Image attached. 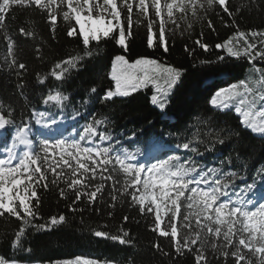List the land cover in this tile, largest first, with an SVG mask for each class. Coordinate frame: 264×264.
<instances>
[{"label":"snow or ice","instance_id":"6c2138e0","mask_svg":"<svg viewBox=\"0 0 264 264\" xmlns=\"http://www.w3.org/2000/svg\"><path fill=\"white\" fill-rule=\"evenodd\" d=\"M251 3L256 4L257 0H251ZM230 7L229 0H0V30L4 29L9 15L16 8L38 11L53 32L62 17L66 35L82 43L83 55L77 53L56 62L51 76L57 81L78 69L85 57L94 55L92 42L96 43L97 54L101 42H114L122 52L111 59L108 78L113 84L100 97L101 102L128 97L151 85L154 89L151 104L166 114L171 96L187 69L149 57L130 62L123 53L129 50L130 41L135 38L134 29H146L147 48L168 53V36L181 28L180 21L188 30L193 26L192 21L207 20V27L215 31L209 13L219 15L222 10L233 20L231 26L236 30L222 43L215 44L217 55L214 60L201 59L198 63L203 66L220 64L227 58H246L250 73L244 80L216 88L208 103L217 111L234 110L241 128L264 139V67L255 63L264 62V29L241 31L234 22ZM170 24L173 27L170 28ZM229 26L225 24V27ZM20 34L26 37L35 35L23 27ZM5 39L6 66L25 69V64L17 61L14 42L6 31ZM195 44L204 52L210 51L202 35ZM184 51L191 57L195 49L185 46ZM221 74L227 75L226 72ZM39 82L45 81L41 79ZM18 86L22 93L23 85ZM89 92L95 95L97 89L92 87ZM91 95L81 102L82 106L90 102ZM69 100L70 96L59 90L41 96L44 105L62 109L67 107ZM76 114L80 115L79 110ZM32 121L43 129L56 123L52 119L49 124L45 112L36 110L22 113L18 121L16 109L0 102V218L14 217L20 222L11 241L12 249L31 251L23 246L29 228L49 230L67 222V217L60 214L51 216L44 224L34 223L41 219L38 189L49 191L58 187L61 199H69L71 194L68 210L75 213L83 211L78 207L79 203L93 206L102 200L106 184L111 181L112 189L108 193L111 202L107 207L114 208L119 200L130 197V206H138L142 216L150 214L153 221L150 231L169 241L174 256L159 242L153 247L163 256L172 258L173 264L175 257L188 254L193 255L194 264H212L213 258L216 264H264V165L253 169L255 174L249 183L246 176L235 171L215 167L205 169L191 156L168 155L154 163H140L132 153L121 154L118 149L105 146L113 139L107 134V127L101 128L109 125L106 117H93L91 122H86L82 131L77 133L78 139L41 138L34 147V140L30 138ZM226 131L228 137L235 135L239 138L238 130L227 128ZM205 135L211 141V148L207 141H196L205 144V151H212L216 143H225L226 137L221 131ZM128 139H135V133ZM181 148L195 156L204 154L191 140L177 144V149ZM226 162L228 165L233 163L231 156ZM243 167H247L246 161ZM237 180L245 185L238 191ZM128 219L123 217L125 223ZM92 234L118 241L121 245L132 243L129 232L123 228L117 234L102 229L93 230ZM0 264H9V261L0 257ZM55 264L100 262L76 256Z\"/></svg>","mask_w":264,"mask_h":264},{"label":"trees","instance_id":"16d2710c","mask_svg":"<svg viewBox=\"0 0 264 264\" xmlns=\"http://www.w3.org/2000/svg\"><path fill=\"white\" fill-rule=\"evenodd\" d=\"M229 3L235 17L234 22L241 31L264 29V0H257L256 4H252L251 0H229ZM237 8L240 9L239 12L236 11ZM209 17L215 31L207 27V20L192 21L193 26L188 30H185L187 25L180 21L181 28L174 35L170 33L168 36V53H164L162 49L147 48L146 29H134L135 38L130 41L129 50L123 53L130 62L139 57H149L187 69L182 82L171 96L167 113L162 114L151 104L150 86L128 97H116L112 101L101 102L100 97L113 84L108 78L111 59L122 52L111 41L101 42L98 54L96 43L92 42L94 55L91 58L85 57L79 68L73 69L67 78L55 80L51 76L55 63L70 55H83L82 43L77 38L66 35V24L62 17L53 32L50 31L46 18L38 11L16 8L9 15L4 29L0 30V102L5 107L10 105L16 109L18 121L22 113L33 110L44 111L49 124L55 119L56 123L51 124L48 129H43L32 121L30 138L34 140V147L35 142L41 138L78 139L77 133L82 131L86 122H91L93 117H106L109 125L101 128L107 127V134L112 135L113 139L106 142L105 146L110 145L121 154L132 153L140 163H154L168 155H180L182 158L191 156L205 169L215 167L235 171L246 176L251 183V177L255 174L253 169L264 165V139L241 128L234 111H217L208 103L216 88L246 79L250 73V65L246 58H227L220 64L199 65L201 59L214 60L217 55L215 44L222 43L236 30L231 26L233 20L222 10H219V15L216 12L209 13ZM225 24L230 26L225 27ZM21 27L35 35H21ZM169 27L173 25L170 24ZM5 31L14 42L17 61L24 63L25 69H10L6 66ZM201 35L203 42L210 46L209 52H204L195 44ZM185 46L195 49L191 57L184 51ZM255 63L258 67H264V62ZM193 64L197 66L194 68ZM56 71L59 72L58 69ZM222 72L227 75L221 74ZM41 79L45 82L40 83ZM18 85H23L22 93ZM92 87L97 89L95 95L89 92ZM57 90L70 96L66 108L42 103V95L46 96L50 92L55 94ZM90 95V102L82 106L81 102ZM77 110L80 112L79 116L76 114ZM81 116L85 118L82 119ZM227 128L238 130L239 138L235 135L228 137ZM218 131L226 137L225 143H216L212 151H205V144L196 143L204 140L211 148V141L205 134ZM133 133L135 139L129 140L128 136ZM190 140L203 155L195 156L182 148L177 149V144ZM229 156L233 161L231 165L226 162ZM221 161L225 163L222 164ZM245 161L247 167H243ZM259 184L257 177V185ZM244 186L242 181L237 180L236 191ZM111 189L112 183L109 181L102 200L93 206H88L86 202L79 203L78 207L83 211L75 213L68 210L71 194L69 199H61L58 187L54 186L49 191L38 189L41 198L38 211L41 219L34 223L44 224L51 216L60 214L67 217V222L49 230L29 228L23 238V246L31 251H25L11 248L14 231L20 222L14 217L8 220L0 218V257L7 258L9 264H55L76 256L97 259L100 264H173L172 258L163 256L153 247L159 242L165 251L172 252L174 256L169 241L150 231L153 223L150 214L142 216L138 206H130V197L119 200L114 208L107 207L111 202L108 194ZM259 190L258 187L257 191ZM124 216L129 217L127 223L123 221ZM121 228L129 232L131 244L121 245L118 241L97 238L92 234L96 229L117 234ZM175 264H194L193 255L175 257ZM212 264H216L215 258Z\"/></svg>","mask_w":264,"mask_h":264},{"label":"rangeland","instance_id":"374dc122","mask_svg":"<svg viewBox=\"0 0 264 264\" xmlns=\"http://www.w3.org/2000/svg\"><path fill=\"white\" fill-rule=\"evenodd\" d=\"M151 88H152V86L151 85H149ZM142 89H144V88H141L140 90H142ZM153 92H154V89L152 88V94H153ZM151 94V95H152ZM151 95H150V97H151ZM234 111V110H233Z\"/></svg>","mask_w":264,"mask_h":264}]
</instances>
